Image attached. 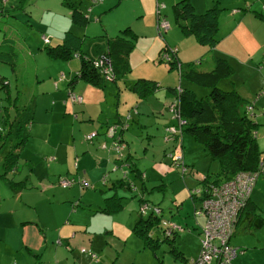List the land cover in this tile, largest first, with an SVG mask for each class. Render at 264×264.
Segmentation results:
<instances>
[{"label":"crops","instance_id":"0c3cea01","mask_svg":"<svg viewBox=\"0 0 264 264\" xmlns=\"http://www.w3.org/2000/svg\"><path fill=\"white\" fill-rule=\"evenodd\" d=\"M79 1V7L82 11H86L88 19L94 18L95 20L98 16L97 21H101L104 28H108V25L103 23L104 12L113 6L115 0ZM167 1L172 3L174 0ZM178 1L176 0L174 3ZM190 1L195 10L199 12L205 10L214 2H221L220 0ZM149 2L151 8L157 9L158 0H149ZM59 4L61 6L49 5L44 8L45 11L50 12L51 9H54L56 13L54 15L53 12L52 18L49 19L51 25L46 30L41 31V34L50 37L49 44L52 41L59 42L61 40L63 36L62 27H65L66 30L73 28L75 24L70 17L71 10L63 4L62 0H59ZM141 5L144 14H148L146 0H141ZM153 9H151L150 14L154 13ZM99 12H102V14H98ZM222 13H220L218 29H228L222 32L221 38L223 41H219L214 47L208 45L207 47L205 44L200 43L197 36L193 32L183 29L178 20L174 25L171 23V27L165 33L159 29L158 15L154 18V21H151L150 28H141L147 26L146 21L141 24V27L132 26V28L129 25L136 33V44L140 43L136 51L131 54L135 46L134 42L129 53V63L131 66L132 58L137 51L141 55V60L155 59L160 44V50L165 44L177 48L180 59L181 56H184L182 50L185 51L187 48L190 51L186 53L189 54L187 55L189 60L202 54L211 53L209 57L213 58L225 54L233 62H231L234 67L233 73L238 68H247L248 75L252 78L251 83H253L256 91L251 93L253 99H249L250 101L247 102L253 104L251 115L255 121L259 122L255 127L259 144L262 136L260 125L264 124V121L259 117V113L264 108L262 107V104H264V64H262L264 63V0L252 1L250 5L241 8V11L234 12L233 16L228 13L221 16ZM55 17H59L60 20L50 21ZM41 20H43L42 16ZM225 24L226 27H224ZM156 27L165 39L164 43H161ZM121 29H119V32H121ZM248 30L256 47L253 43L248 45L246 39V31ZM109 34L107 29L106 37H109ZM153 38L158 40L154 45L152 43ZM105 39L100 38L101 41H105ZM41 42L45 44L43 40ZM225 42H233L242 50V53L239 56L230 53L231 50L225 46ZM227 51L229 54L226 53ZM230 56L235 58L231 59ZM64 59L49 57L45 64V70L35 77V81L38 83L36 88L32 87V89L35 90L37 95L43 96L45 104L43 113L51 115V121H41L39 119L37 122L33 119L30 122L29 135L36 134L39 136L41 146L38 152L45 159L39 155H35V159L29 157L30 171L21 174L23 179L12 180L15 189H13V193L10 190L5 204V210L9 213L5 228L11 229V231L5 233L4 236L0 235V243H3V246H0V251L8 252V257L13 256V264H132L135 259L125 261L120 257L121 251L119 250L121 245L125 244V235L115 230L114 215L120 208H126L123 198L136 186L135 176L126 172L125 177L123 175L122 177L119 176L118 172H120V166L123 168L129 166L138 175L139 172L143 171V166L138 164L137 151L132 148L133 140L130 138L133 137V134L131 133L129 137V129L128 131L122 129L121 133L117 129V133L120 134L119 139L124 141L127 147H124L121 152H116L109 147L112 138L106 134V127L111 122L117 124V121H119L120 123L127 109L134 106V102L138 103V112L133 114L128 127L133 126L134 135L138 136L139 139L146 138L148 140L145 150L147 155L151 151L153 152L150 159L157 158L153 161V166L160 168L161 172L158 173V176H161L162 181H152L154 183H152V186H160L164 181V184H166L165 189H167L171 187L167 183L169 176L177 175L173 168H179V165L172 163V156L170 155V152L174 149V143H172V147L170 143L173 139L167 140L165 135L167 134V126L176 125L177 119L172 110L170 111L172 113L171 117L166 110L167 108L163 109V106L158 108L156 103H151L154 114L148 108H143L141 100L144 97H141V94L146 95L149 91L143 93L141 84L131 88L134 79L131 80L132 77H129L128 73L116 80H106L101 85L79 78L73 82L72 77L76 74L79 65L76 67L71 61H65ZM206 59H208V56ZM66 68H70L71 71L67 73ZM62 71L64 75L59 78ZM153 76L143 75L139 77L157 80L155 81L158 82V85L155 86L156 89L161 85L160 82L165 79ZM246 77H244L245 80ZM171 84L175 83L168 82L167 85ZM236 84H238L237 80L233 82V85L236 86ZM222 85L224 86L223 83ZM69 88L82 94L83 100L81 102L72 101L68 97ZM163 88L154 89V93L158 94L160 101L163 98ZM136 90L139 91V94ZM238 90L242 95L246 94L242 87ZM171 94L172 92L168 91V101L172 98ZM150 95L151 93L147 96ZM32 113L33 117L34 115L36 117V110H33ZM94 131L96 134L93 138L85 139V134ZM159 138H162L164 143L161 155H158L152 149L155 141H158ZM27 141L23 144L22 149ZM103 142H105L106 147L101 146ZM179 142L182 146L184 164L187 166L186 169L183 166V170L196 173L197 170L193 167L196 160L204 155L211 156V154L205 146L203 147L195 142L193 136L187 134L186 131L183 132ZM125 148H128L126 152ZM190 149H193V151L196 149V152L192 151L190 155ZM263 153L262 150L261 159H263ZM167 155H170L171 159ZM17 168L18 165H13L8 170H16ZM128 174L131 178L128 177ZM204 177L205 173L199 178L196 176V179L188 174L185 179L188 180L187 184L191 188V186L200 185L199 179L202 180ZM58 178H73V181L66 186H62L58 182ZM79 179H86L88 184L82 186ZM146 180H143L145 185L141 180L137 191H144L148 199L145 189L148 180L147 182ZM178 184L183 187L182 182ZM152 186L150 184V187ZM135 194L136 191L131 193V195ZM155 198L150 200L161 205L166 217L185 225L187 229L193 231L195 230L194 227H198V224L190 223L188 215L184 217L183 221L179 220L178 217L182 214L178 209H174L169 204L166 208ZM173 198L172 200H177L178 196L175 195ZM0 199L2 198L0 197ZM138 199L140 201V198ZM193 201L195 206L198 205L199 201L194 199ZM21 205H26L25 209L27 210H23L20 207ZM173 213H176L178 217L173 216ZM140 215L141 213L134 220L133 226ZM4 219L5 215L0 218V222ZM151 235L158 239V244L160 236L154 233H151ZM234 237L235 239H233ZM168 239L170 240V249L177 248L180 252L179 256L183 257L185 262L189 257L196 256L188 253L186 247L179 241L180 233H175L174 236L168 237ZM231 243L238 248L237 257L243 252L246 254L245 259L236 260L234 258L236 260L233 259L234 264H264V175L257 179L247 207L239 215L237 226L231 237ZM144 244L147 246L145 241ZM185 262L183 264H186ZM8 263L10 264V259ZM178 263V260L167 259L165 256L160 258V264Z\"/></svg>","mask_w":264,"mask_h":264},{"label":"rangeland","instance_id":"374dc122","mask_svg":"<svg viewBox=\"0 0 264 264\" xmlns=\"http://www.w3.org/2000/svg\"><path fill=\"white\" fill-rule=\"evenodd\" d=\"M160 1L165 4V6L162 7V14H165L162 19L165 18V20L169 23V26L164 25L162 27V32L165 33V31L171 27V23H173V25L177 23V18L174 12V2L176 0H174L172 3H169L167 0ZM220 1V6H224V9L222 10L223 13L221 12L223 15L221 14V16H224V14L226 13H228L230 16H233L232 14L234 12L241 11V8L250 5L252 1L256 0ZM49 5L61 6L59 4V0H0V84H3L1 82V79L2 81L7 82V84L3 88H0V197L2 198L0 199V218L5 215V219L0 222V235L3 236L5 235V233L11 231V229L5 228L6 218L7 216H9V213L5 210V204L7 202L8 195L10 194V190H12L13 193V189H15L12 184V180L17 181L19 179H23L21 177V174L30 171V161H28V159H35V155L43 157V155L39 154L38 152L39 147L41 146L39 136L36 134L29 135L30 122L33 119L37 122L39 121V119H41V121H51V115H46L43 113L45 111L43 96L39 94L37 95L35 90L32 89V87L36 88V84L38 83L35 81L36 75L41 74V71L45 70V64L49 60V57H51L46 52V49L43 46L44 44H42L41 42V31L46 30V28L51 25L49 19L52 18V13L55 11L54 9H51V12L45 11L44 8ZM146 7L148 8V14L145 15L141 5V0H115L113 6L106 12H104L105 18L103 23H106L108 25V28H104L102 22L97 21V16V19L95 20L94 18H89L86 24L75 23L74 27L70 29L76 32L78 35L84 36L82 49H89L94 45L95 41H98L100 38H106L105 34L107 29L109 30V35L113 36L119 32V29L125 27L126 25H131V27H141V24H144L146 21L147 26H142L141 28H150L151 21H154V18L157 17V9H153L150 7L149 0H146ZM151 9L154 10V13L152 14H150ZM53 14L55 15L56 13L54 12ZM98 14H102V12H99ZM41 16L43 17V20H41ZM57 20H60L59 17H55V19H52L50 21L55 22ZM224 27H226V24ZM62 28L63 35V33H65V27ZM226 29L228 28L218 29L217 37L220 39L219 41H223L221 36L222 32ZM156 32L157 35L161 38V43H164L165 39L162 37V34L159 32L158 28L156 29ZM246 39L248 41V45L253 43L254 47H256V44L255 42H253L249 30L246 31ZM136 40L137 38L134 41L135 46L131 54L136 51V48L140 44H136ZM157 41V39L153 38V45ZM160 46L157 49L155 59L150 58L149 60H141V55L137 51V53H135L132 58L131 70L128 72V76L132 77L131 80L134 79L133 83L137 77L143 75L149 77H152L154 75L153 77L157 76L158 78L165 79L163 80V82H160L161 85L158 86V88L164 87L162 92V101L159 100L158 94L154 93V90L149 91L146 95L141 94V97H144L141 101L143 108H148V110H151L153 114L154 111L151 103H156L158 105V108L162 106L163 109L167 108L166 110L172 117V113H170V111L172 109L171 104L176 97V87L181 88L187 85L191 86L197 91L199 96H206L209 92V87L190 81L186 77L182 78L180 75L179 65L170 68V64L166 61H159L158 57L161 54ZM225 46L229 50H231L230 53L236 56H239L242 53V50L238 48L233 42H225ZM188 52H190L188 48L185 51L182 50V54L184 56H181V62L187 63L195 61L194 63H196L197 66L202 69H209L212 67L214 58L209 57L211 56V53L205 54L208 56V59H206L207 56L202 54L199 57L189 60L187 56L189 54H186ZM226 53L229 54L228 51ZM230 58L233 59L235 57L230 56ZM64 60L71 61L77 67V65H79L80 57L78 55H72L70 58ZM246 69L247 68H238L234 73L232 72V76H230V74V77H223L220 80V84L222 85L223 83L225 87L236 89L242 87L243 91L246 92V94H243L246 97L245 102L250 101L249 99H253L251 96L253 94L251 93H255L256 91L254 90L253 83H251L252 78L248 75L249 71ZM66 71L67 73H69L71 69L66 68ZM61 74H63V71L60 72V75ZM245 76H247L246 80L244 78ZM236 80L238 81V84H236L235 86L233 85V82ZM168 82L175 84L167 85ZM131 85L130 86L132 88L133 84ZM168 91H170V93L172 92V98L170 99V101H168ZM136 92L137 94H139V91L136 90ZM150 93L151 95L148 97L147 95H149ZM245 106L246 104L244 103L242 107ZM262 107H264V104H262ZM33 110H36L37 118L35 117V115L33 117ZM137 112L138 103L134 102V106H130V108L127 109L123 116L124 120L122 119L125 125L127 123L124 129L126 131H128L129 129V137L131 133L133 134V137H130L133 140L132 148H135V150L137 151L136 158L139 161L138 164H142L143 171L139 172L138 175H136L135 171L130 169L129 166H127V168H123L120 166L119 168V176L124 175V170H126L127 173L129 172V174L135 176L136 183L134 189L130 190V193L127 194L125 198H123V203L126 208H120L114 215L115 230L125 235V244L121 245V249L119 250L121 251L120 257L125 261L135 259L132 264H160V258H163L165 256L167 259L171 258L178 260V264H183L185 262V259L179 256L180 252L177 248H173L172 250L170 249V240L168 239V237L170 236H167L163 228H161L157 224L151 227V233L160 236L159 243L155 247L151 245L146 246L144 244L143 238L138 236L133 231L134 220L136 219L138 214L142 213V205L140 206V204H142V202H145L144 200L139 201L138 198H141L140 195H145V192L142 190L141 192L137 191V187H140L141 180L143 181L144 179H147L148 185H146L147 187L145 189L147 191L146 195L148 199H154L156 197L155 199L159 200L160 203L165 205L166 208H168L169 204L174 209H178V211H180L182 215L178 217L176 213H173V216H175L176 218L178 217L179 220L183 221L184 217L188 215V218H190V223L198 224V227H194L195 230L193 231L187 229L185 225L172 219V221L176 222L179 225L177 229V233H180L179 241L183 243L188 253H192L197 256L201 252L202 238L205 236L203 228L207 223V218L203 215L196 216V208L194 205V201L190 196V187L187 184L188 180H186L185 178L188 174L191 177L193 176L195 179L196 176L197 178H199L203 173L206 174L207 172H209L210 174H216L218 171H220V160L213 157L212 155H204L200 159L196 160L195 165L193 166L194 169L197 170L196 173L193 171L184 172L182 167L173 168V171H176L177 175L169 176L167 183L171 185L170 188L165 189L166 184H164V181L160 186H152V181H162V178H160L161 176H158V173H160L161 170L160 168L153 166V161L157 159L156 157L152 158L153 160L150 159L153 155V152L151 151V153L147 155L145 147L148 143V140L146 138L139 139L138 136L134 135L133 126L128 127L129 120H131L133 114ZM259 117L264 121V108H262L261 112L259 113ZM109 124L110 126L114 127V124L116 123L111 122ZM117 124V128L123 127L124 125L122 123H119V121H117ZM186 133L192 135L195 142L199 143L203 147L205 146L202 142L198 141L191 132L186 131ZM260 133L262 136L260 138L259 146L260 149L264 151V124L260 125ZM22 137H26V140H28L23 149L22 147L24 143L22 142ZM17 142H19L20 145L16 149V151L18 152L17 157L12 163L5 164V156L13 147V145H17ZM170 143L172 147V143L174 142L171 141ZM152 149L155 150L158 155H161L164 149L162 138H159L158 141H155ZM21 150L22 153L20 154ZM124 150L126 152L128 148H125ZM192 151L193 149H190V155L192 154ZM193 152H196V149H194ZM167 156L171 159L170 155ZM262 157L264 159V153ZM13 165H18V168L16 170L14 169L15 171L12 169L8 170L10 166ZM129 174L128 177H130ZM261 175L264 174H260L259 177ZM179 182L183 183V187H181V184H178ZM144 183L145 182L143 181V185H145ZM150 184L152 187H150ZM135 191L136 194L131 195V193ZM175 195L178 196L177 200H172L174 199L173 197ZM20 207L23 210H27L25 209V207H27L26 205H21ZM165 235L167 238L165 237ZM172 235L174 236L175 233H173ZM233 239H235V237ZM0 246H3V243H0ZM7 253L8 252L0 251V264H7L9 259L10 264H13V256L8 257ZM245 257L246 254L243 252L239 257L236 256L234 258L236 260H239L241 258L245 259ZM185 263L188 264V261L186 260Z\"/></svg>","mask_w":264,"mask_h":264},{"label":"trees","instance_id":"16d2710c","mask_svg":"<svg viewBox=\"0 0 264 264\" xmlns=\"http://www.w3.org/2000/svg\"><path fill=\"white\" fill-rule=\"evenodd\" d=\"M62 2L71 10L70 17L75 23H87L88 15L86 11L80 9L79 0H62ZM223 8L224 6H220L219 2H214L199 12L195 10L190 0H179L174 5V12L183 29L193 32L200 43L214 47L219 41L217 31ZM135 37L136 33L127 25L121 29V32L112 37H106L105 41L99 39L89 49L84 50L82 49L84 36L78 35L71 29L65 30L59 42L52 41L49 44L50 37L49 42L42 40L45 43L43 46L46 52L52 57L67 59L75 53L80 57L79 67L72 77L73 82L79 78L101 85L108 79V74H104L101 68L102 60L108 61L111 72L109 77L113 80L123 77L130 71L129 53L133 48ZM163 50L169 52V58H163L161 53L159 61H166L171 68L179 65L182 78L186 77L190 81L209 87L206 96H199L191 86L179 87L175 97L177 98L176 112L186 119L182 125L183 132H191L198 141L205 145L213 157L220 160V171L216 174H205V177L199 180L200 185L191 186L190 196L199 201L200 198L211 193L210 185L228 180L240 171H255L258 168L262 150L257 141L255 127L259 122L254 120L251 115L253 111L248 110V102H245V97L238 89L227 88L220 84L223 77H228L234 71L233 64L225 54L215 57L211 68L202 69L194 63L195 61L181 62L177 48L170 44H165L161 52ZM155 81L157 80L138 77L133 86L136 87L141 83V91L145 93L155 89V86L158 85V82ZM1 82L3 84H0V88H3L7 82L2 81V79ZM242 103H245L246 106L242 107ZM177 124H179L178 119ZM25 140L26 137L23 138L22 142L25 143ZM19 142L16 146L13 145L5 156V164L12 163L17 157L16 149L20 146ZM195 188H201L202 193L196 192ZM143 200L147 201L152 208L153 205H157L162 209L159 203L147 199L145 195H141L140 201ZM145 202H142L141 205ZM149 212L141 213L133 226V231L142 237L147 245L155 247L158 239L151 235V227L155 224L159 226L161 216L165 215L163 209L161 213ZM177 232L175 228L173 233ZM167 236L173 235L168 234Z\"/></svg>","mask_w":264,"mask_h":264},{"label":"built area","instance_id":"2783aa9c","mask_svg":"<svg viewBox=\"0 0 264 264\" xmlns=\"http://www.w3.org/2000/svg\"><path fill=\"white\" fill-rule=\"evenodd\" d=\"M163 6H165V4L158 0L157 15L159 17L158 26L160 30H162L164 25L169 26L165 18L162 19L164 16L162 14ZM42 39L44 42H49L50 40L46 35H42ZM161 53L163 58H169V52L167 50H163ZM74 55L77 54L75 53ZM100 64L104 74L107 73V78L111 79L109 77L111 76V72L108 61L102 60ZM62 76L63 74H61L59 78ZM56 84L55 81V85ZM68 97L76 102H81L83 100L82 94L74 91L72 88L68 89ZM176 99L177 98H175L171 104V110L174 112V116L177 115L176 117L179 120V124L176 123V125L167 126V134L165 137L167 140L173 139L174 142V149L170 152L172 163L181 167L184 166V169H186L187 166L184 164L181 142H179L183 134L182 125L186 119L176 112ZM247 108L252 111L253 104H248ZM123 120L120 122L124 124L123 127L117 128L118 124H114V127H112L109 124L105 131L106 134L112 138L109 147L116 152H121V150L126 147L125 142L119 139L120 134L117 133V129L121 133V130L127 125V123L125 125ZM95 134V131L87 133L85 134V139L89 140L93 138ZM101 146L106 147L105 142L101 143ZM126 172L127 171L124 170V175H126ZM260 174H264V159H261L255 171H240L228 180L209 186L211 193L208 196L200 198L198 205H196L195 212L196 216L203 215L207 218V223L203 228L205 236L202 238L201 252L197 256L189 257L187 260L188 264H234L233 259L238 253V248L231 243V237L237 226L239 215L248 202ZM72 181L73 178H58V182L62 186H66L72 183ZM79 182L82 186L88 184L86 179H79ZM195 190L198 193H202L201 188H195ZM151 208L150 204L146 201L142 205V213L149 211L161 213L162 211L157 205H153V208ZM159 226L163 228L167 235H172L174 229H178L179 227L176 222L166 216H161Z\"/></svg>","mask_w":264,"mask_h":264},{"label":"bare ground","instance_id":"6f19581e","mask_svg":"<svg viewBox=\"0 0 264 264\" xmlns=\"http://www.w3.org/2000/svg\"><path fill=\"white\" fill-rule=\"evenodd\" d=\"M247 207V206H246Z\"/></svg>","mask_w":264,"mask_h":264}]
</instances>
